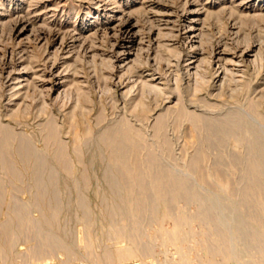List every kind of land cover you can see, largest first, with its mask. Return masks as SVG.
Instances as JSON below:
<instances>
[{
  "label": "rangeland",
  "instance_id": "1",
  "mask_svg": "<svg viewBox=\"0 0 264 264\" xmlns=\"http://www.w3.org/2000/svg\"><path fill=\"white\" fill-rule=\"evenodd\" d=\"M0 264H264V0H0Z\"/></svg>",
  "mask_w": 264,
  "mask_h": 264
},
{
  "label": "bare ground",
  "instance_id": "2",
  "mask_svg": "<svg viewBox=\"0 0 264 264\" xmlns=\"http://www.w3.org/2000/svg\"><path fill=\"white\" fill-rule=\"evenodd\" d=\"M188 32H193V29H189ZM192 36H193V39L197 37L196 35H195V36L192 35ZM193 63H194V62H192V63L190 62L189 64H193ZM132 255H133V252H132V251H128V256H132Z\"/></svg>",
  "mask_w": 264,
  "mask_h": 264
}]
</instances>
